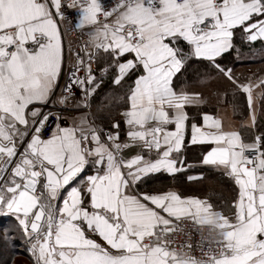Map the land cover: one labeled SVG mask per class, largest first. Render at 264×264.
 <instances>
[{
  "label": "snow or ice",
  "instance_id": "1",
  "mask_svg": "<svg viewBox=\"0 0 264 264\" xmlns=\"http://www.w3.org/2000/svg\"><path fill=\"white\" fill-rule=\"evenodd\" d=\"M257 43L264 0H0V240L33 264H264V75L230 66ZM204 168L229 197L155 186Z\"/></svg>",
  "mask_w": 264,
  "mask_h": 264
},
{
  "label": "trees",
  "instance_id": "2",
  "mask_svg": "<svg viewBox=\"0 0 264 264\" xmlns=\"http://www.w3.org/2000/svg\"><path fill=\"white\" fill-rule=\"evenodd\" d=\"M261 45L259 43L252 45L251 48L253 51L249 52L247 48L244 49L245 55L243 59L236 61L235 63H230V66L234 67V70L239 73H243L245 77L252 76L255 79L259 75H264V57L261 56L260 53ZM255 74V75H253ZM227 87V83L223 80H219L214 82L212 85L206 86L202 89L205 95L211 97V92L216 89L223 90ZM258 92L264 91V89H258ZM104 95L103 93L101 94ZM99 99V98H98ZM216 98H210V104H215ZM227 105L222 104L220 105ZM259 106L262 110H264V96H261L259 99ZM193 110L190 109V113ZM113 116L119 119L116 116V112L113 111ZM235 117L242 119L243 117L240 115H234ZM123 129V125H121ZM125 138L124 133H121L120 139L123 141ZM195 149H197L195 151ZM200 149L198 148H190L187 152L188 157L191 154H200ZM205 176L203 179L194 182H187L184 177L177 176L174 184L171 182V178L165 176L161 177L159 181L156 182L155 186H159L160 183L169 184V186H176L178 188L183 189L188 194H200L203 195L207 193L209 190H215L218 193H223V196L229 197L231 195L230 192V183L227 178L223 177L220 172L214 171L210 168L201 169ZM10 224L12 221L10 219H6L4 217H0V224ZM25 244L21 242V238L17 235V239L5 243L0 240V264H33V260L29 258L27 252L20 248ZM22 261V262H21Z\"/></svg>",
  "mask_w": 264,
  "mask_h": 264
},
{
  "label": "crops",
  "instance_id": "3",
  "mask_svg": "<svg viewBox=\"0 0 264 264\" xmlns=\"http://www.w3.org/2000/svg\"><path fill=\"white\" fill-rule=\"evenodd\" d=\"M258 89H255L254 90V93H258ZM221 108V110H222V112H223V114H224V117H225V122L226 123H233V124H239V122L243 119H239V118H237V117H235L234 115H233V113H232V109L230 108V106L229 105H223V106H221L220 107ZM125 139V138H124ZM197 149H195V151H196ZM199 156V155H198ZM190 159H192V160H195L196 158H197V156H196V154L194 153V154H191L190 155V157H189ZM176 187V186H175ZM178 188V187H177Z\"/></svg>",
  "mask_w": 264,
  "mask_h": 264
},
{
  "label": "built area",
  "instance_id": "4",
  "mask_svg": "<svg viewBox=\"0 0 264 264\" xmlns=\"http://www.w3.org/2000/svg\"><path fill=\"white\" fill-rule=\"evenodd\" d=\"M70 36H76V32H72V33H70ZM87 37H84V39H86ZM195 239H197V237H193V241H195ZM194 254H196V255H199V253L198 252H194Z\"/></svg>",
  "mask_w": 264,
  "mask_h": 264
},
{
  "label": "rangeland",
  "instance_id": "5",
  "mask_svg": "<svg viewBox=\"0 0 264 264\" xmlns=\"http://www.w3.org/2000/svg\"><path fill=\"white\" fill-rule=\"evenodd\" d=\"M20 248L24 249L27 252V255L29 256V258L32 259L31 255L29 254V252L27 251V245L25 244L24 246L22 245ZM33 260V259H32ZM22 262V261H21Z\"/></svg>",
  "mask_w": 264,
  "mask_h": 264
}]
</instances>
